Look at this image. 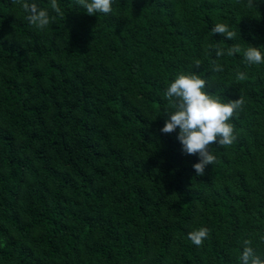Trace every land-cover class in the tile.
<instances>
[{
  "label": "trees",
  "instance_id": "1",
  "mask_svg": "<svg viewBox=\"0 0 264 264\" xmlns=\"http://www.w3.org/2000/svg\"><path fill=\"white\" fill-rule=\"evenodd\" d=\"M35 2L56 17L44 30L0 0V264H241L245 239L264 259V64L243 56L264 53V0H115L107 16ZM188 71L244 99L202 176L179 129L160 131Z\"/></svg>",
  "mask_w": 264,
  "mask_h": 264
},
{
  "label": "clouds",
  "instance_id": "2",
  "mask_svg": "<svg viewBox=\"0 0 264 264\" xmlns=\"http://www.w3.org/2000/svg\"><path fill=\"white\" fill-rule=\"evenodd\" d=\"M19 4L26 16L25 19L31 26L44 30L54 22L55 16H51L49 10L41 8L35 0H12ZM76 3L89 16L97 13L109 15L113 11L115 0H76ZM248 6L253 7V0H248ZM49 7L56 15L63 16L58 0H49ZM212 34H220L228 40H233L237 33L230 30L225 23H217L212 29ZM241 51L238 45H232L227 49V55L233 56ZM215 55L220 58L225 55L224 49L217 45ZM244 60L249 65L264 64V53L260 48L249 46L243 53ZM201 66V61L196 60L190 69ZM214 72L223 71L222 66L213 61ZM238 80L247 79L246 74L237 73ZM208 81L201 75L192 74L191 71L179 74L169 84L164 93L169 102V107L174 111L167 116L164 127L160 130L163 134H171L179 129L177 140L182 146V152L186 155H197L200 160L193 165L197 176H202L206 166L216 161L212 154L213 145L231 146L235 142V127L231 123L238 111L244 105V99L240 97L235 101L225 102L222 96L209 94L206 91ZM209 237V229L200 227L187 234L188 240L197 248L202 247ZM261 239H264L262 237ZM252 241H243V250L239 257L241 264H264V259L256 253L251 246Z\"/></svg>",
  "mask_w": 264,
  "mask_h": 264
}]
</instances>
